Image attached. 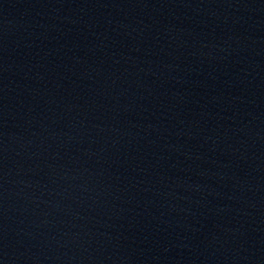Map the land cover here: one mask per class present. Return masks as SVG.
Masks as SVG:
<instances>
[{
	"label": "water",
	"instance_id": "water-1",
	"mask_svg": "<svg viewBox=\"0 0 264 264\" xmlns=\"http://www.w3.org/2000/svg\"><path fill=\"white\" fill-rule=\"evenodd\" d=\"M0 264H264V95L148 0H0Z\"/></svg>",
	"mask_w": 264,
	"mask_h": 264
}]
</instances>
